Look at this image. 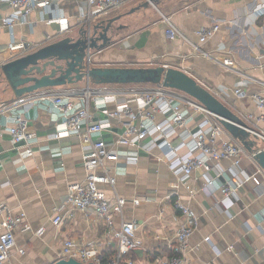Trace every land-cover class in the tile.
<instances>
[{
	"label": "crops",
	"instance_id": "crops-1",
	"mask_svg": "<svg viewBox=\"0 0 264 264\" xmlns=\"http://www.w3.org/2000/svg\"><path fill=\"white\" fill-rule=\"evenodd\" d=\"M144 1L122 0L106 15L121 14L116 24L122 26L113 42L95 54L91 64L177 67L208 87L243 121L245 113L258 112L250 98H239L233 93L236 87L252 92L258 85L225 70L207 57L190 55L191 46L186 41L165 35L163 17H168L196 43L198 29L218 24L213 37L198 43L201 49L218 58L231 56L238 69L264 81V11L256 12L264 0H155L154 5L139 7ZM78 6L75 0H62L59 9L54 11L67 18L69 30L66 32L60 33L58 23L48 22L45 11L37 8L25 22L14 26V35L39 46L72 35L80 27L76 18ZM8 12L9 9L0 4V18ZM10 43L9 30L0 27V62L9 60L16 53ZM64 87L75 86H59ZM11 98L6 95L1 102ZM79 104L80 101L77 106ZM113 104L108 102L105 106L111 108ZM17 112L27 118L29 129L34 133L33 154L25 158L19 156L7 130L11 124L10 116L1 115L0 204L7 205L14 215L24 213L22 223L14 229V239L15 246L23 247L25 252L19 254L13 248L10 258L2 264H50L58 258L66 239H72L78 246L95 247L105 256L113 255L117 241L106 233L103 221L95 214L72 210L60 224L51 221L52 208L64 200L68 184L84 181L86 170L81 154L89 150L90 145L83 143L75 132L59 138L54 136L62 115L50 103H23L11 110L12 114ZM91 112L93 121L109 123L101 137L118 152V159L106 162L115 176L114 185H100L106 197L112 199L118 195L127 199L114 225L134 222L135 234L140 240V245L132 251L134 264H160L162 257L172 253L170 245L183 221L180 210L174 206L176 194L171 185L176 178L150 137L142 139L137 146L115 144L123 129L120 121L109 119L99 109L92 108ZM160 118L161 115H157V119ZM195 120L188 125L192 126ZM85 127L86 123L81 122L80 131ZM97 136L94 134L93 140ZM226 138L224 133L218 136V140ZM127 156L136 157V160L128 161ZM231 163L230 158L214 163L215 167L209 171L214 179L210 193L203 187V170L200 168L193 170L187 184L177 189L182 203L198 215L197 226L188 240L185 264H264L260 254L264 245V183L257 186L246 181L237 190L238 198L232 197L228 209L217 206L222 197L220 185L231 175ZM240 168L246 173L252 172L253 164L247 156L241 159ZM134 197H140V201L132 203ZM1 217L0 214V220ZM40 227L43 231L38 234ZM229 244L233 245L231 250L226 249Z\"/></svg>",
	"mask_w": 264,
	"mask_h": 264
},
{
	"label": "built area",
	"instance_id": "built-area-1",
	"mask_svg": "<svg viewBox=\"0 0 264 264\" xmlns=\"http://www.w3.org/2000/svg\"><path fill=\"white\" fill-rule=\"evenodd\" d=\"M75 1L79 5L76 14L79 26L87 27L105 18L110 11L121 4L122 0ZM81 1L83 5L79 3ZM145 1L152 4L151 0ZM61 2L62 0H0V4L9 9L8 14L0 18V27L4 26L9 30L10 48L16 53L23 54L39 47L38 43L19 39L14 35V26L25 22L29 14L37 8L45 11L48 22L58 23L60 33L68 31L67 18L54 14ZM263 11L264 3L256 9L257 14ZM163 21L166 24L165 35L168 38L177 37L186 41L191 46L190 55L207 57L225 70L250 79L258 85V89L252 92L236 87L233 93L239 98L248 97L255 103L258 112L245 113L244 122L257 140V147L264 149V81L253 78L238 69L231 56L218 58L201 49L198 43L213 37L219 28L218 24L214 23L198 29L196 43L184 35L168 17H163ZM121 97H123L122 101H119ZM36 101L50 103L60 111L62 120L56 126L54 133L56 138L75 132L83 143L90 145L89 150L81 154V161L86 170L84 181L68 184L66 197L52 208V223L60 224L65 215L72 210L90 212L103 221L106 233L117 241L115 253L105 256L95 247L87 244L78 246L72 239H66L63 241L58 258L74 257L80 261L93 260L96 264H134L132 251L140 245L133 221L121 222L118 227L114 225L115 218L122 213L127 199L118 195L111 199L102 193L100 185L104 183L114 185L115 176L107 168L106 162L118 159V152L101 137V133L109 127V123L93 121L92 108L101 110L109 119L114 118L120 121L123 129L116 138L115 144L137 146L142 139L150 137L158 147L161 158L165 159L176 178L171 185L176 194L174 206L180 210L183 221L175 233L173 244L170 245L172 253L162 257L160 264H185L186 262L188 240L197 226L198 215L189 205L182 203L177 189L180 185L187 184L193 170L199 168L203 170L201 174L203 187L207 193H210L214 186V179L209 173L210 169L215 167L214 163L219 159H232L231 175L220 185L222 197L217 201V206L224 209L230 207L233 202L232 197L238 198L237 190L244 182L252 181L257 186L264 183V170L253 159V154L229 135L214 113L181 91L150 83L92 84L86 81L85 85L79 88L46 87L13 98L8 102H2L0 116L5 114L10 116L11 124L7 130L22 158L33 154L31 143L34 133L29 129L27 118L21 112L12 114L11 110L23 103ZM78 101L80 104L77 106ZM108 102H113V107H106ZM157 115H161V118L157 119ZM195 118L192 126L188 125ZM81 122L86 123L84 131H80L79 128ZM222 133L227 135V138L218 140V136ZM94 134L98 136L93 140ZM174 139L178 141L175 142ZM244 156H247L253 164L250 173L240 168V161ZM127 158L131 162L136 160L133 156H127ZM139 201L140 197L131 199L132 203ZM0 214L2 216L0 264H2L10 258L13 248L19 254L25 252L23 247L15 246L14 239V229L22 223L24 213L14 215L8 211L7 205L2 203ZM262 228L264 229V224ZM42 231L43 227H40L36 233L41 234ZM232 248V244L226 246L227 250ZM260 254L264 261V245L260 249Z\"/></svg>",
	"mask_w": 264,
	"mask_h": 264
},
{
	"label": "water",
	"instance_id": "water-1",
	"mask_svg": "<svg viewBox=\"0 0 264 264\" xmlns=\"http://www.w3.org/2000/svg\"><path fill=\"white\" fill-rule=\"evenodd\" d=\"M152 4L156 2L151 0ZM144 1L139 7H147ZM121 14L105 17L87 27H79L66 35L27 53H16L0 62V102L6 95L16 98L41 88L58 87L86 79L94 84L150 83L181 91L214 113L221 125L237 139L264 170V149L248 125L207 87L186 71L172 66H114L94 65L95 54L113 42L121 24ZM2 103V102H1ZM50 264H96L74 257H60Z\"/></svg>",
	"mask_w": 264,
	"mask_h": 264
},
{
	"label": "rangeland",
	"instance_id": "rangeland-1",
	"mask_svg": "<svg viewBox=\"0 0 264 264\" xmlns=\"http://www.w3.org/2000/svg\"><path fill=\"white\" fill-rule=\"evenodd\" d=\"M75 33H73V34H75ZM85 83H86V79H81V80H79V81H77L75 83H72L71 85L79 88V87H82L83 85H85ZM92 84H94V83H92Z\"/></svg>",
	"mask_w": 264,
	"mask_h": 264
}]
</instances>
